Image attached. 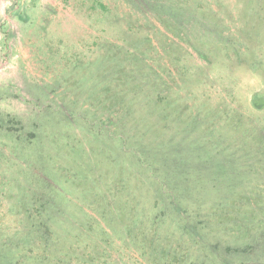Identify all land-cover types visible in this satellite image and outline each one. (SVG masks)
Masks as SVG:
<instances>
[{
    "label": "rangeland",
    "instance_id": "obj_1",
    "mask_svg": "<svg viewBox=\"0 0 264 264\" xmlns=\"http://www.w3.org/2000/svg\"><path fill=\"white\" fill-rule=\"evenodd\" d=\"M0 264H264V0H0Z\"/></svg>",
    "mask_w": 264,
    "mask_h": 264
}]
</instances>
